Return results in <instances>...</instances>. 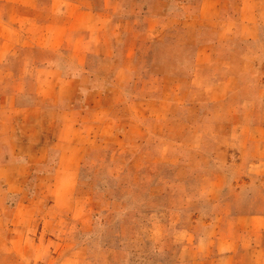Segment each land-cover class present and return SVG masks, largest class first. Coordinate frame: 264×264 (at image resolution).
I'll use <instances>...</instances> for the list:
<instances>
[{
  "label": "crops",
  "instance_id": "0c3cea01",
  "mask_svg": "<svg viewBox=\"0 0 264 264\" xmlns=\"http://www.w3.org/2000/svg\"><path fill=\"white\" fill-rule=\"evenodd\" d=\"M156 1L173 7L0 0V212L31 216L37 192L21 182L36 165L43 171L34 180H77L91 136L117 132L123 142L114 147L132 152L129 178L156 187L144 201L165 216L152 228L183 235L177 260L264 264V78L255 79L254 62L264 54V0ZM170 36L178 41L156 59L152 44ZM122 101L131 109L112 114V102ZM211 116L227 121L214 118V141L205 142L198 120ZM194 197L215 199L197 210L199 224L186 203ZM60 209L56 202L40 207L42 221L22 227L38 235L25 241L46 243V213L56 222ZM78 223L71 218V231ZM71 240L78 244V235Z\"/></svg>",
  "mask_w": 264,
  "mask_h": 264
},
{
  "label": "rangeland",
  "instance_id": "374dc122",
  "mask_svg": "<svg viewBox=\"0 0 264 264\" xmlns=\"http://www.w3.org/2000/svg\"><path fill=\"white\" fill-rule=\"evenodd\" d=\"M142 1L145 6L165 8V11L173 7L170 4H158L156 0ZM176 40L177 38L170 36L168 41L154 42L152 47L156 52V59L167 57L168 48L172 49L170 46L178 41ZM146 43L149 44V42ZM191 53L190 49L188 54ZM257 55L259 57L254 59L255 79H263L264 54ZM90 60L94 62L95 58L91 57ZM127 87L132 89V86ZM226 104L229 102H225ZM126 109H131L128 102H112V114L116 115L119 111ZM214 118L213 116L202 117L198 120L204 132L206 131L209 135L208 138L202 137L205 142L214 141L213 132L218 126V119L227 121L224 116L215 118L217 120ZM91 138H93L90 142L91 146L82 154L77 180H34L38 178L39 172L43 171L36 165L29 175L30 178L21 182L23 188L28 190L27 192H37V197L28 202V204L31 203V207L23 204L26 208L30 207L29 211L34 213L30 216V213L19 212L13 216L7 212L6 207L0 212V240H3L0 243V264H184L177 260L181 253L180 245H182L183 235L174 234L175 230L164 227L152 228L150 221L156 217L163 219L165 214L151 213L150 207L144 201L147 193L156 190L152 182H138L129 178L134 176L129 173V170L132 172L135 165L134 162L126 161L132 152L120 151L116 148L119 142H123L121 134L113 132L108 135H99L96 133ZM192 139L196 140L197 137L194 136ZM226 140L224 137L223 141L226 142ZM52 192L58 195L56 200ZM240 192L238 202L244 204L247 192L245 184ZM223 194L224 190L220 191L219 195L223 197ZM185 198L183 197V201ZM214 200L213 197L200 200L194 197L186 201L190 206L189 215L194 224L200 220L201 213L197 210L205 208ZM7 201V204H13L16 196L7 198ZM54 201L61 208V213H57L56 222L51 221L50 219L54 217L46 213L48 224L46 243L35 245L30 243L31 240L25 241L28 234L37 236L38 230L35 227L31 231L28 228L23 230L22 227L27 222L37 224L42 221V215L38 212L40 207H49L55 203ZM74 207L78 208V214L72 216L71 208ZM7 217L8 223H6ZM72 217L79 220L77 233L74 230L71 231ZM8 224L18 226L19 229L8 230L9 228L5 227ZM190 231L191 236L199 230L196 228ZM141 234V238H138L141 242L136 244L135 236ZM76 235H78V244H72L71 237ZM60 237L63 241L66 240L62 244L54 240ZM34 248L36 251L32 252Z\"/></svg>",
  "mask_w": 264,
  "mask_h": 264
}]
</instances>
